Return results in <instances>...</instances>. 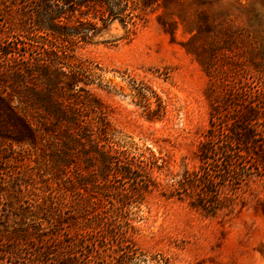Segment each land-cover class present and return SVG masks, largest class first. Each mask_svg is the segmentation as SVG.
Returning <instances> with one entry per match:
<instances>
[{"label":"trees","instance_id":"obj_1","mask_svg":"<svg viewBox=\"0 0 264 264\" xmlns=\"http://www.w3.org/2000/svg\"><path fill=\"white\" fill-rule=\"evenodd\" d=\"M158 1L0 0V264H132L133 210L148 196L223 219L250 198L264 215V37L251 29L221 27L220 47L198 50L209 127L192 168L112 141L113 112L76 52L114 21L134 35ZM196 25L195 40L216 37L205 13ZM236 39L249 70L228 56ZM141 107L148 121L164 116L160 102Z\"/></svg>","mask_w":264,"mask_h":264},{"label":"rangeland","instance_id":"obj_2","mask_svg":"<svg viewBox=\"0 0 264 264\" xmlns=\"http://www.w3.org/2000/svg\"><path fill=\"white\" fill-rule=\"evenodd\" d=\"M203 13L216 27L210 42L192 38ZM145 19V25L129 37L118 21L112 22L98 38L101 43L80 48L76 55L99 85L94 93L113 112L112 141L134 154L146 156L149 149L156 157L170 156L173 171L180 173L184 164L192 168L191 154L209 127V78L196 58L198 50L212 44L220 47L226 38L221 27L251 29L264 37V0H159ZM167 24H173L172 33ZM228 56L237 67L250 69L238 39ZM158 102L164 116L148 121L141 105L147 103L148 111L154 112ZM257 199L264 202V188H259ZM255 203L249 198L230 219L205 218L182 203L148 196L133 210L138 252L131 262L264 264V215L255 210Z\"/></svg>","mask_w":264,"mask_h":264}]
</instances>
